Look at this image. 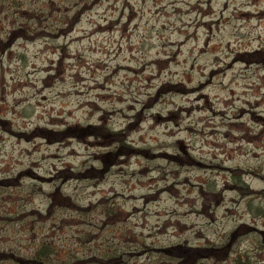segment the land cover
Here are the masks:
<instances>
[{
    "label": "rangeland",
    "instance_id": "rangeland-1",
    "mask_svg": "<svg viewBox=\"0 0 264 264\" xmlns=\"http://www.w3.org/2000/svg\"><path fill=\"white\" fill-rule=\"evenodd\" d=\"M43 251L264 264V0H0V264Z\"/></svg>",
    "mask_w": 264,
    "mask_h": 264
},
{
    "label": "trees",
    "instance_id": "trees-1",
    "mask_svg": "<svg viewBox=\"0 0 264 264\" xmlns=\"http://www.w3.org/2000/svg\"><path fill=\"white\" fill-rule=\"evenodd\" d=\"M116 253H117V252H116ZM124 253H126V251H124V252L121 253V254H118V253H117V254H114L113 257H122V255H123ZM10 258H14V256H13V255H10ZM44 259L48 260V259H49V254H45V252L43 251V252L39 253L38 255H36L35 258H32V259L30 260V263H29V264H45V263L43 262ZM50 261H51V260H50Z\"/></svg>",
    "mask_w": 264,
    "mask_h": 264
},
{
    "label": "bare ground",
    "instance_id": "bare-ground-1",
    "mask_svg": "<svg viewBox=\"0 0 264 264\" xmlns=\"http://www.w3.org/2000/svg\"><path fill=\"white\" fill-rule=\"evenodd\" d=\"M250 19H251V22H253V21H255V20H258L259 18L256 19L255 17H251ZM249 25H251V23H249ZM174 46H175V45L172 44V47H171V48H173ZM239 152H240V154H241V151H238V152H237V155H240ZM199 169H203V170H204V169H205V166H200Z\"/></svg>",
    "mask_w": 264,
    "mask_h": 264
}]
</instances>
